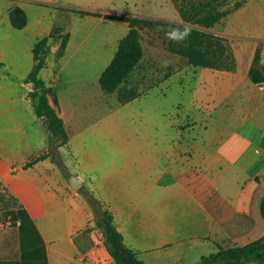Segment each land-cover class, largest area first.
Listing matches in <instances>:
<instances>
[{
	"label": "crops",
	"instance_id": "1",
	"mask_svg": "<svg viewBox=\"0 0 264 264\" xmlns=\"http://www.w3.org/2000/svg\"><path fill=\"white\" fill-rule=\"evenodd\" d=\"M108 14L183 22L175 0H0V221L19 215L0 228V264H117L84 190L148 264H202L264 236V0H242L210 29L230 42L234 68L186 62L125 103L100 83L131 28ZM55 27L69 39L60 56L62 39H49L41 77L70 139L51 148L28 77Z\"/></svg>",
	"mask_w": 264,
	"mask_h": 264
},
{
	"label": "trees",
	"instance_id": "2",
	"mask_svg": "<svg viewBox=\"0 0 264 264\" xmlns=\"http://www.w3.org/2000/svg\"><path fill=\"white\" fill-rule=\"evenodd\" d=\"M217 0H175L181 13L183 22L146 18L141 16L106 15L124 19L130 24L129 33L121 40L115 58L100 78L102 88L107 92H114L120 81L130 72L142 56L141 31L146 28H158L166 31L168 40L165 39L166 48L184 57L188 63L196 66H208L221 69L235 67V56L232 46L224 36L213 33L210 29L221 18L233 9L223 10L216 3ZM219 3V2H218ZM239 4L235 7L237 8ZM234 8V9H235ZM83 14L100 15V13L76 9ZM12 24L16 28H24L28 23V14L20 6H14L10 11ZM187 33L186 38H181ZM171 37V38H170ZM62 39L58 55L65 51L69 34L62 33L60 27H55L50 36L38 40L34 45L35 65L28 79L34 83L30 95L37 114L43 118L50 131L51 148L67 145L70 139L64 120L59 116L55 106L50 101L52 95L57 103V95L41 77V70L47 64V57L51 51L49 39ZM120 100L125 103L139 96L136 93H119ZM35 161V160H34ZM34 161L28 164L34 163ZM90 203L96 217L97 224L104 232L106 245L117 264H148L139 258L138 253L129 248L114 221L111 210L88 190L82 191ZM264 216V198L261 203ZM20 211V210H19ZM18 211V212H19ZM12 223L19 220L16 210L9 211ZM20 214V213H19ZM251 261H264V236L243 245L233 247L219 246L217 252L204 256L202 264L222 262L223 264H245Z\"/></svg>",
	"mask_w": 264,
	"mask_h": 264
},
{
	"label": "rangeland",
	"instance_id": "3",
	"mask_svg": "<svg viewBox=\"0 0 264 264\" xmlns=\"http://www.w3.org/2000/svg\"><path fill=\"white\" fill-rule=\"evenodd\" d=\"M242 0H217V5L223 10L234 9ZM219 2V3H218ZM165 39L168 40L166 31L158 28H146L141 31V46L142 56L137 64L130 70V72L120 81V85L114 92H107L120 102L119 93L125 91L126 93H136L138 95L145 94L151 87L159 83L161 80L168 77V75L177 66H182L187 60L178 54H174L166 48ZM169 82L162 84V91L167 92L166 100L168 104L173 101V95L176 91L175 86H170ZM186 98L185 94L181 96L176 94V98ZM172 98V100H171ZM6 221V220H4ZM10 225L12 226V222Z\"/></svg>",
	"mask_w": 264,
	"mask_h": 264
},
{
	"label": "built area",
	"instance_id": "4",
	"mask_svg": "<svg viewBox=\"0 0 264 264\" xmlns=\"http://www.w3.org/2000/svg\"><path fill=\"white\" fill-rule=\"evenodd\" d=\"M29 89H30V91H32L34 89V83L32 81L30 82ZM9 225H10V221H8V220L0 221V228L8 227Z\"/></svg>",
	"mask_w": 264,
	"mask_h": 264
},
{
	"label": "water",
	"instance_id": "5",
	"mask_svg": "<svg viewBox=\"0 0 264 264\" xmlns=\"http://www.w3.org/2000/svg\"><path fill=\"white\" fill-rule=\"evenodd\" d=\"M70 181L73 188H77L81 183V180L75 175L72 176Z\"/></svg>",
	"mask_w": 264,
	"mask_h": 264
},
{
	"label": "clouds",
	"instance_id": "6",
	"mask_svg": "<svg viewBox=\"0 0 264 264\" xmlns=\"http://www.w3.org/2000/svg\"><path fill=\"white\" fill-rule=\"evenodd\" d=\"M186 36H187V33H185L181 38L183 39V38H186ZM171 38V37H170Z\"/></svg>",
	"mask_w": 264,
	"mask_h": 264
}]
</instances>
